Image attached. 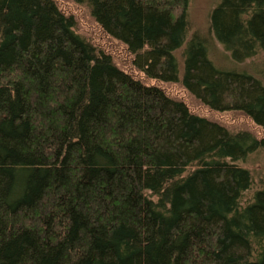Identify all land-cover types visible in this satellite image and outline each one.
I'll return each instance as SVG.
<instances>
[{"label":"trees","instance_id":"obj_1","mask_svg":"<svg viewBox=\"0 0 264 264\" xmlns=\"http://www.w3.org/2000/svg\"><path fill=\"white\" fill-rule=\"evenodd\" d=\"M73 2L136 73L53 0H0V264H264V134L166 90L264 129V79L209 56L264 60V0H217L209 38L189 0Z\"/></svg>","mask_w":264,"mask_h":264},{"label":"rangeland","instance_id":"obj_2","mask_svg":"<svg viewBox=\"0 0 264 264\" xmlns=\"http://www.w3.org/2000/svg\"><path fill=\"white\" fill-rule=\"evenodd\" d=\"M58 7L68 15H72L76 20V30L81 35L85 36L94 45L100 47L104 51L111 54L115 64L124 71L136 73L132 65V57L128 54L126 48L119 42L109 39L105 33L96 25L93 18L90 16L86 7L77 5L73 0H53ZM217 0H189L188 20L193 32H196L201 37L207 36V20L211 10L216 5ZM209 38V37H208ZM210 58L220 68H236V70L244 69L247 72H257L264 79V66L260 58L247 60L244 64L236 67L231 64L228 53L211 37ZM209 41V40H208ZM214 41V42H213ZM166 90L172 97L183 99L191 108L192 111L199 115L212 118L222 122L232 131L245 130L254 133L255 135L264 134V129H257L244 116L234 114H212L206 107L195 101L183 88L178 84L166 85ZM252 171H254L255 181L259 182V178H264V153H260L253 158ZM257 173L260 176H257Z\"/></svg>","mask_w":264,"mask_h":264}]
</instances>
